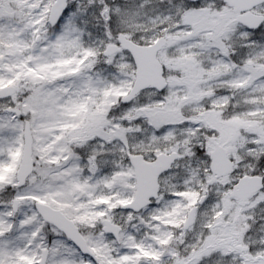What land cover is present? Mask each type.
Here are the masks:
<instances>
[{
    "label": "snow or ice",
    "instance_id": "6c2138e0",
    "mask_svg": "<svg viewBox=\"0 0 264 264\" xmlns=\"http://www.w3.org/2000/svg\"><path fill=\"white\" fill-rule=\"evenodd\" d=\"M0 264H264V0H0Z\"/></svg>",
    "mask_w": 264,
    "mask_h": 264
}]
</instances>
